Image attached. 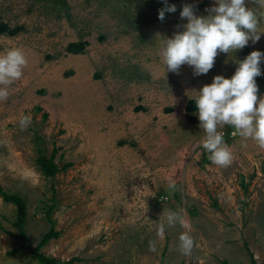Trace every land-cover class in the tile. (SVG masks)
I'll return each mask as SVG.
<instances>
[{"label":"rangeland","instance_id":"rangeland-1","mask_svg":"<svg viewBox=\"0 0 264 264\" xmlns=\"http://www.w3.org/2000/svg\"><path fill=\"white\" fill-rule=\"evenodd\" d=\"M168 4L177 11L160 21L162 0H0L7 27L0 54L19 48L28 60L0 101V191L24 199L33 247L50 227L45 205L56 198L50 217L59 235L39 249L47 256L74 259L70 264H264V149L225 126L219 131L233 160L226 168L213 165L201 146L197 110L185 109L213 77L231 78L236 61L264 53V34L219 54L207 74L194 76L188 65L165 74L161 36L182 30L183 5L206 16L214 0ZM70 42L83 50L69 52ZM260 67L258 97L264 61ZM23 116L31 123L22 129ZM37 147L46 157L54 153L59 167L69 165L45 177ZM163 210L182 212L190 224V256L177 250L179 225L158 238ZM15 217L0 193V264H39L18 248Z\"/></svg>","mask_w":264,"mask_h":264},{"label":"clouds","instance_id":"clouds-1","mask_svg":"<svg viewBox=\"0 0 264 264\" xmlns=\"http://www.w3.org/2000/svg\"><path fill=\"white\" fill-rule=\"evenodd\" d=\"M248 2L256 5L258 10L248 7ZM162 3L164 7L158 10L160 21L165 19L166 13L177 11L176 5L168 4V0H162ZM205 11L206 16H199L193 5H183L180 18L187 22L177 25L182 30L175 31L170 38L160 35L163 40L158 55L165 74H179L182 65L191 67L194 76L207 74L219 54L235 53L246 47L249 41L257 43L264 34V28L260 27L264 20V0H214V5ZM262 61L264 53L252 51L243 60L236 61L237 67L231 78L216 75L211 84L197 91L194 98L196 115L204 132L201 146L215 166L226 168L233 160L224 134L219 131L225 126L234 129L233 137L252 140L264 149V96L258 97L256 83V77L262 75ZM27 64L28 60L19 48H10L0 54V101L8 99L9 88L22 78ZM19 123L22 129L26 128L31 123L30 116L21 117ZM174 187V183L168 184V188ZM161 216L164 222L158 225V238H164L166 226L179 225L184 231L178 237L177 250L190 256L195 240L182 212L163 210ZM149 251H155L152 241H149Z\"/></svg>","mask_w":264,"mask_h":264},{"label":"trees","instance_id":"trees-1","mask_svg":"<svg viewBox=\"0 0 264 264\" xmlns=\"http://www.w3.org/2000/svg\"><path fill=\"white\" fill-rule=\"evenodd\" d=\"M7 30V27L4 23L0 24V33H3ZM16 29L11 32H15ZM66 49L69 52H78L83 50V43L81 42H70ZM185 109L187 112H191L196 109L195 100H190L187 102ZM37 152L39 153L36 158V164L39 166L40 171L45 177L54 178L56 173L66 168L69 163H65L61 167L58 166L57 163L53 162V154L50 157H46L43 154V148L37 147ZM2 198L12 203L15 206L16 217L13 222V226L16 228L17 234L16 237L21 241L18 248H26V251L29 252L33 257L37 259L39 264H70L74 259H69L66 261H61L60 259L54 256H47L39 251V249L48 242L51 238L58 237L59 232L54 229V222L50 217L51 211L57 206L58 201L55 197H53V202L49 205H45V215L50 221V227L44 233L41 234L40 239L37 244L32 246V239L28 237L25 232V218H26V205L22 196L18 193H8L6 191H0ZM225 264H236V263H228ZM250 264H255L254 260H251Z\"/></svg>","mask_w":264,"mask_h":264}]
</instances>
